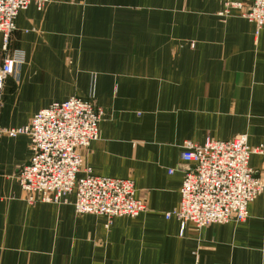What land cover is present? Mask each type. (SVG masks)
Returning <instances> with one entry per match:
<instances>
[{
	"label": "crops",
	"instance_id": "obj_1",
	"mask_svg": "<svg viewBox=\"0 0 264 264\" xmlns=\"http://www.w3.org/2000/svg\"><path fill=\"white\" fill-rule=\"evenodd\" d=\"M218 0H50L21 11L0 129L26 127L70 98L94 99L100 137L84 151L100 177L131 179L137 218L78 215L69 203L29 204L17 174L28 136L0 134V264H264V192L241 223L182 227L183 145L246 137L264 149V25ZM0 35V66L7 53ZM249 166L264 176V153ZM83 176V174L81 175Z\"/></svg>",
	"mask_w": 264,
	"mask_h": 264
},
{
	"label": "built area",
	"instance_id": "obj_2",
	"mask_svg": "<svg viewBox=\"0 0 264 264\" xmlns=\"http://www.w3.org/2000/svg\"><path fill=\"white\" fill-rule=\"evenodd\" d=\"M49 1L0 0V35L7 53L0 66V102L5 82L18 78L24 64L21 51L9 50L16 19L30 4L41 9ZM218 1L223 5L220 16L230 17L239 11L258 31L262 29L264 0ZM101 120L94 99L73 97L39 111L26 127L0 129V134L29 138L31 159L17 174L29 204H66L74 195L78 215L137 218L147 211L133 180L95 176L85 167L83 153L99 139ZM263 153V147H251L244 136L230 141L207 138L202 145L186 142L180 205L166 218L175 217L182 227L192 224L196 229L246 221L249 205L264 192V176L254 174L249 162L252 155Z\"/></svg>",
	"mask_w": 264,
	"mask_h": 264
}]
</instances>
